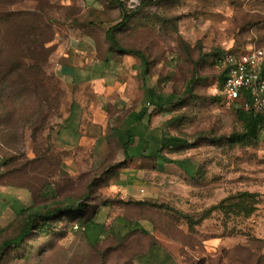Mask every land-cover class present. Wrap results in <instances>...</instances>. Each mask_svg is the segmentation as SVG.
<instances>
[{"label": "rangeland", "instance_id": "obj_1", "mask_svg": "<svg viewBox=\"0 0 264 264\" xmlns=\"http://www.w3.org/2000/svg\"><path fill=\"white\" fill-rule=\"evenodd\" d=\"M125 6L134 16L114 31L116 38L146 54L148 85L171 97L151 126L157 135L190 142V148L170 155L185 160L193 174L178 164L143 171L156 189L142 190L140 197L156 198L130 204L121 198L127 190L113 178L94 189L88 202L97 210L115 198L98 219L110 228L115 217L125 215L137 222L127 234L93 245L73 226L78 221L62 220L0 264H135V258L137 264H264V140L230 142L243 125L223 92L222 63L226 52L264 49V0H129ZM119 17L118 10L107 11L104 0H0V175L6 173L0 179V243L17 229L22 206L55 200L45 191L82 198L104 176L107 166L99 158L86 150L63 152L55 137L70 103L84 93L79 89L105 88L73 85L59 69L65 63L87 65L78 59L82 52L97 58L100 47L106 53L107 25ZM32 57L42 62V74L33 63L28 66ZM108 57V85L142 100L140 59L116 50ZM243 192L257 195L252 215L232 206L235 199L219 209Z\"/></svg>", "mask_w": 264, "mask_h": 264}, {"label": "trees", "instance_id": "obj_2", "mask_svg": "<svg viewBox=\"0 0 264 264\" xmlns=\"http://www.w3.org/2000/svg\"><path fill=\"white\" fill-rule=\"evenodd\" d=\"M128 1L129 0H104L107 5V11L118 10L120 12V17L116 19L114 23L107 25L106 38L109 41V48L106 53H102L99 47V53L97 57L108 61L109 53L116 50L117 52H119V54L134 56L140 59L142 66L141 75L144 82V88L146 90L145 102L140 105L139 111H136L137 116L135 118V129H140V127H137V124H142L147 114H150L151 117L155 113H163L166 110L167 106L171 104V97H168L166 99L165 96L160 93L154 86L151 87L148 85L150 62L146 54L142 50L122 46L114 34V31L121 29L123 26H126L134 16V13L129 12L125 6V3H127ZM35 41H37V39H35ZM48 41L50 40H42L41 42L43 44H46ZM229 52L239 54L238 52L234 51ZM21 58L27 59L26 56H22ZM30 60L31 65L28 64V66H34L40 72V74H42V62H40L38 59H33V57ZM191 87L192 86H190V88ZM233 102L234 113L237 115V118L242 123L243 127L241 131L234 133L230 137V142L233 145H248L264 140V110L256 111L254 109H247L244 99H236ZM150 106L153 107L152 111H150ZM151 123L152 119L150 118L148 128H150ZM121 144L123 145V147H126V143H124L122 140ZM144 145V142H141L139 144L138 154L145 158L146 161H148V165L152 164L153 166L158 168L159 160L161 159L165 163L178 164L182 168H184L187 173L193 174V170L186 167L185 160L173 159L168 157L166 154V152L170 154L178 153L190 148V142L187 139L165 133L160 139L154 140L151 148L147 149ZM112 157H115V153L112 154ZM120 170L121 164H109L103 172L104 176L100 177L98 182L94 181L90 183L87 186V191L83 194L82 198L67 195L64 199H61L60 190L51 188L50 190L42 193V195L45 194V196H51L53 199H55L51 202L50 205L27 206L21 209L18 212V216L20 219L18 220L17 229L15 228L14 232L8 235L0 243V263L9 253L19 251L25 244V242L32 236L49 233L50 230L54 227V224L61 222L62 220L78 221L79 223L73 224V226L76 225L78 227L77 229L83 231L85 235L91 240V244L93 245L100 243L108 237L118 238L122 234H127V232L130 231L133 225H136L137 222L135 221L134 224L131 223L125 215H119L115 217L113 221L114 223L110 228H107L106 223L99 221L98 219L101 208L110 207L111 205H113L115 198H106L105 201L100 204V207L97 210H92V203L88 202V199L93 198L92 191L94 189H96L97 187L110 185V182L113 178H120ZM5 175H0V179H2ZM10 185L28 188L25 185H14L12 183H10ZM140 186L142 190H146L148 187V183L140 180ZM154 196L155 195L149 194L144 197L122 200H124L125 204L145 203L146 201L151 202V200L155 199L156 197ZM256 197V194L243 192L235 197L227 199L225 202H223V204L219 206V209L225 211L227 209L226 206H228L226 204L235 199L236 201L232 206L236 207V209H238L240 213H244L245 215L249 216L256 211ZM116 221H118L117 224H115ZM94 230H97V234L94 239H91L90 233H92V231ZM135 264H137L136 258Z\"/></svg>", "mask_w": 264, "mask_h": 264}, {"label": "crops", "instance_id": "obj_3", "mask_svg": "<svg viewBox=\"0 0 264 264\" xmlns=\"http://www.w3.org/2000/svg\"><path fill=\"white\" fill-rule=\"evenodd\" d=\"M92 43L90 40V44ZM66 56L68 58V55ZM78 56V59L85 60L87 65L76 66L65 63L59 69L60 75L66 82L79 87H94L100 84L105 89H79L84 93L79 99L75 98L70 103L69 112L64 125L56 134L55 142L58 148L69 154L78 150L88 151L97 160L99 158L100 166L121 164V176L116 182L127 190V195L117 194H121L124 200L139 198L142 191L140 180L148 183L147 191L156 189L150 179L141 176V173L151 169L166 171V167L171 165L160 159L159 167L156 168L152 164L148 165V161L138 154V146L141 142H144L145 148L148 149L151 148L155 139L163 136V134L157 135L151 125L148 128L150 118L153 120L157 113L151 117L147 114L142 124H137L140 129H135L136 111H139L140 105L145 102L146 90L144 89L142 100L135 101V98L130 100L127 93L124 95V90L112 89L108 85L107 61L98 57L93 58L90 51L82 52ZM88 94L91 95L90 98H86ZM152 109L153 107L150 111ZM87 125L88 130L85 128ZM92 128L98 131H92ZM121 140L126 143V147H123ZM113 153H115L114 158ZM166 154L172 158L170 153L166 152ZM135 159L141 161L140 166L135 165ZM25 207L27 206H22L18 212Z\"/></svg>", "mask_w": 264, "mask_h": 264}, {"label": "built area", "instance_id": "obj_4", "mask_svg": "<svg viewBox=\"0 0 264 264\" xmlns=\"http://www.w3.org/2000/svg\"><path fill=\"white\" fill-rule=\"evenodd\" d=\"M226 72L223 92L231 102L244 99L247 109L264 110V49L227 52L222 58Z\"/></svg>", "mask_w": 264, "mask_h": 264}]
</instances>
